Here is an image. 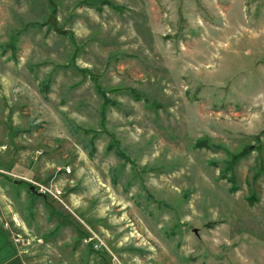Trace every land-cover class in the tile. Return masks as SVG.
<instances>
[{"label":"rangeland","instance_id":"1","mask_svg":"<svg viewBox=\"0 0 264 264\" xmlns=\"http://www.w3.org/2000/svg\"><path fill=\"white\" fill-rule=\"evenodd\" d=\"M9 210L24 264H264V0H0Z\"/></svg>","mask_w":264,"mask_h":264},{"label":"built area","instance_id":"2","mask_svg":"<svg viewBox=\"0 0 264 264\" xmlns=\"http://www.w3.org/2000/svg\"><path fill=\"white\" fill-rule=\"evenodd\" d=\"M36 190L35 193L37 195L43 196V197H50L51 199L54 200H59V197L61 196L60 191L55 190L52 191L42 185L36 184ZM0 226L2 227V229L6 232H8L9 234V240L15 250L16 255L21 259V264L23 263V255L24 253H26V247H28L29 245V238H31L27 233L25 232L23 223L20 222L19 218L12 212V211H7L6 215L4 216L1 212H0ZM23 229L25 232V236L27 237H23L19 231Z\"/></svg>","mask_w":264,"mask_h":264},{"label":"water","instance_id":"3","mask_svg":"<svg viewBox=\"0 0 264 264\" xmlns=\"http://www.w3.org/2000/svg\"><path fill=\"white\" fill-rule=\"evenodd\" d=\"M46 23H48L53 28L54 31L59 32V33L64 32L61 28H59L56 25L55 17L53 15H49L48 16V18L46 19ZM28 191L31 192L32 194H36L35 191H34V189H33V187H31V186L28 187ZM192 233L193 234H196V230L193 229L192 230Z\"/></svg>","mask_w":264,"mask_h":264},{"label":"trees","instance_id":"4","mask_svg":"<svg viewBox=\"0 0 264 264\" xmlns=\"http://www.w3.org/2000/svg\"><path fill=\"white\" fill-rule=\"evenodd\" d=\"M31 195H33V196L36 195V196H39V197H43V196H40V195H37V194H32V193H31ZM43 198H45V197H43Z\"/></svg>","mask_w":264,"mask_h":264},{"label":"crops","instance_id":"5","mask_svg":"<svg viewBox=\"0 0 264 264\" xmlns=\"http://www.w3.org/2000/svg\"><path fill=\"white\" fill-rule=\"evenodd\" d=\"M21 185V184H20ZM6 208L8 209V207L6 206Z\"/></svg>","mask_w":264,"mask_h":264}]
</instances>
